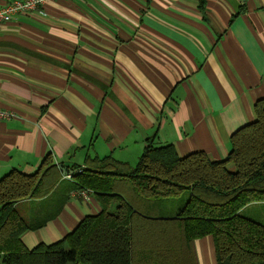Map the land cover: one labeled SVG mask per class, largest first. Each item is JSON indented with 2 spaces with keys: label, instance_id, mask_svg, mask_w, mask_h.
Segmentation results:
<instances>
[{
  "label": "crops",
  "instance_id": "crops-1",
  "mask_svg": "<svg viewBox=\"0 0 264 264\" xmlns=\"http://www.w3.org/2000/svg\"><path fill=\"white\" fill-rule=\"evenodd\" d=\"M260 99L264 0H50L0 26V109L13 114L0 119V179L33 175L48 156L64 169L49 196L18 204L48 220L23 244H55L101 212L73 191L74 167H134L153 137L224 161ZM193 247L197 264H216L212 237Z\"/></svg>",
  "mask_w": 264,
  "mask_h": 264
},
{
  "label": "trees",
  "instance_id": "trees-1",
  "mask_svg": "<svg viewBox=\"0 0 264 264\" xmlns=\"http://www.w3.org/2000/svg\"><path fill=\"white\" fill-rule=\"evenodd\" d=\"M253 109L224 161L180 157L153 137L134 167L112 157L74 167L73 191L92 192L101 212L52 245L27 249L22 237L48 220L31 221L17 206L49 196L62 170L51 156L33 175L12 170L0 179V264H197L193 243L208 236L216 264H264V224L243 214L264 204V99Z\"/></svg>",
  "mask_w": 264,
  "mask_h": 264
},
{
  "label": "built area",
  "instance_id": "built-area-1",
  "mask_svg": "<svg viewBox=\"0 0 264 264\" xmlns=\"http://www.w3.org/2000/svg\"><path fill=\"white\" fill-rule=\"evenodd\" d=\"M47 1L50 0H14L0 6V26L12 22L18 16L37 12ZM12 117V113L0 109V119H9ZM79 173H82V170ZM66 178L72 180L71 175H67ZM75 194L85 202H88L92 196V192L90 191H80Z\"/></svg>",
  "mask_w": 264,
  "mask_h": 264
},
{
  "label": "rangeland",
  "instance_id": "rangeland-1",
  "mask_svg": "<svg viewBox=\"0 0 264 264\" xmlns=\"http://www.w3.org/2000/svg\"><path fill=\"white\" fill-rule=\"evenodd\" d=\"M189 195L188 193H185L181 198L174 200V204H182L188 199ZM170 202H173L171 200ZM244 216L246 217H253L260 223L264 224V207H252L251 209L244 211Z\"/></svg>",
  "mask_w": 264,
  "mask_h": 264
},
{
  "label": "water",
  "instance_id": "water-1",
  "mask_svg": "<svg viewBox=\"0 0 264 264\" xmlns=\"http://www.w3.org/2000/svg\"><path fill=\"white\" fill-rule=\"evenodd\" d=\"M60 169L62 170V172H64V169L60 166Z\"/></svg>",
  "mask_w": 264,
  "mask_h": 264
}]
</instances>
